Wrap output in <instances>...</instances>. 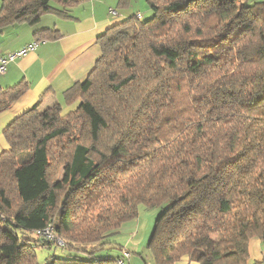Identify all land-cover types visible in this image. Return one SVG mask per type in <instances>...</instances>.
I'll use <instances>...</instances> for the list:
<instances>
[{
  "label": "trees",
  "instance_id": "16d2710c",
  "mask_svg": "<svg viewBox=\"0 0 264 264\" xmlns=\"http://www.w3.org/2000/svg\"><path fill=\"white\" fill-rule=\"evenodd\" d=\"M146 1L147 19L122 14L98 36L94 66L61 102L7 126L0 264H37L50 246L67 254L46 264H116L100 251L139 205L162 207L155 264H261L247 241H264V2ZM50 2L2 0L0 30ZM26 86L0 91V112ZM47 225L62 246L37 232Z\"/></svg>",
  "mask_w": 264,
  "mask_h": 264
},
{
  "label": "crops",
  "instance_id": "0c3cea01",
  "mask_svg": "<svg viewBox=\"0 0 264 264\" xmlns=\"http://www.w3.org/2000/svg\"><path fill=\"white\" fill-rule=\"evenodd\" d=\"M2 0H0L1 6ZM51 9L44 12L33 24L17 22L0 30V52H15L34 40L38 46L10 62L0 75V91L25 83V90L0 112V152L8 148L5 130L9 123L35 105L61 102L64 92L76 82L83 81L99 57L98 36L118 23L109 11L117 8L123 15L132 14L118 7V0H51ZM42 29L54 31L52 36L34 35ZM74 104L66 108L68 111ZM137 246L140 245L138 240ZM122 249L129 251L124 246ZM130 252V251H129ZM251 261L264 264V241L251 238L247 241ZM119 254V253H118ZM117 254V255H118ZM129 264L133 259L129 258ZM176 264H197L187 257Z\"/></svg>",
  "mask_w": 264,
  "mask_h": 264
},
{
  "label": "rangeland",
  "instance_id": "374dc122",
  "mask_svg": "<svg viewBox=\"0 0 264 264\" xmlns=\"http://www.w3.org/2000/svg\"><path fill=\"white\" fill-rule=\"evenodd\" d=\"M256 2H264V0H238V4H254ZM126 10V11H125ZM125 12L140 13V20L147 19L152 15V11L146 0H131ZM128 14V13H127ZM41 107H44L42 105ZM40 108V107H39ZM61 172H52V179L61 176ZM167 203V202H166ZM166 203H163L164 206ZM162 207H146L138 206V213L134 218H130L121 223V225L109 235L108 240L114 245L106 250L100 251L102 256H116L121 254L122 250L118 245L124 246L130 251V258L133 259L132 264H144V261L149 264H155L154 253L148 246L149 239L154 231L156 219L160 215ZM140 240V245L137 246ZM67 254V251L60 247H46L36 249V263L46 264L50 256L62 257Z\"/></svg>",
  "mask_w": 264,
  "mask_h": 264
},
{
  "label": "built area",
  "instance_id": "2783aa9c",
  "mask_svg": "<svg viewBox=\"0 0 264 264\" xmlns=\"http://www.w3.org/2000/svg\"><path fill=\"white\" fill-rule=\"evenodd\" d=\"M108 11L115 17V18H122V13L115 7L110 6ZM138 15V14H137ZM139 16V15H138ZM39 44V40H34L24 46L23 48L15 51V52H8V53H1L0 52V75L3 74L8 66V64L15 59L27 54L30 51H33ZM40 233L46 240L52 241L53 243L62 246L63 240L59 238L53 227L51 225H47L46 227L37 231ZM130 252L127 250H122L121 254L116 258V264H129Z\"/></svg>",
  "mask_w": 264,
  "mask_h": 264
}]
</instances>
